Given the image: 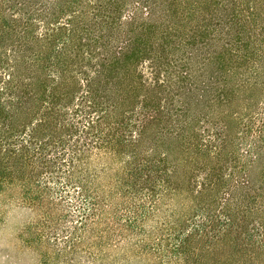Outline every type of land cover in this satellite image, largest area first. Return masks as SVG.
<instances>
[{
  "label": "trees",
  "instance_id": "16d2710c",
  "mask_svg": "<svg viewBox=\"0 0 264 264\" xmlns=\"http://www.w3.org/2000/svg\"><path fill=\"white\" fill-rule=\"evenodd\" d=\"M9 192L44 264H264V0H0Z\"/></svg>",
  "mask_w": 264,
  "mask_h": 264
},
{
  "label": "rangeland",
  "instance_id": "374dc122",
  "mask_svg": "<svg viewBox=\"0 0 264 264\" xmlns=\"http://www.w3.org/2000/svg\"><path fill=\"white\" fill-rule=\"evenodd\" d=\"M16 196L17 193L9 192L0 197V264H44L38 251L26 242L28 226L36 215L17 201ZM124 253L122 250L111 252L106 264H158L156 260H145L129 251V257L124 259Z\"/></svg>",
  "mask_w": 264,
  "mask_h": 264
}]
</instances>
